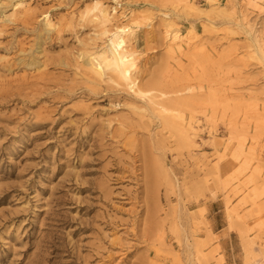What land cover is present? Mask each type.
I'll list each match as a JSON object with an SVG mask.
<instances>
[{"label": "rangeland", "instance_id": "obj_1", "mask_svg": "<svg viewBox=\"0 0 264 264\" xmlns=\"http://www.w3.org/2000/svg\"><path fill=\"white\" fill-rule=\"evenodd\" d=\"M190 2L0 0V264H264V0Z\"/></svg>", "mask_w": 264, "mask_h": 264}, {"label": "bare ground", "instance_id": "obj_2", "mask_svg": "<svg viewBox=\"0 0 264 264\" xmlns=\"http://www.w3.org/2000/svg\"><path fill=\"white\" fill-rule=\"evenodd\" d=\"M194 1L195 0H183L184 3L190 2L192 4H194ZM127 26H118L113 32L105 30V32L110 35L109 50L110 56L112 58V63L110 64L109 68L115 73L118 78L123 79L127 84H129L130 87H135V89L133 88L134 91L142 92L141 88L138 87L135 83L136 79L132 78L131 72L135 65V59L132 53L127 51L125 48L127 44L126 35H129L127 33L130 32L128 31L129 26ZM171 38L173 41L178 43V45H181L182 40H180L175 33L172 34ZM101 62L102 64L104 63L103 61ZM101 62H96L97 64L95 65L96 70H98L100 73H102V70L104 68H102Z\"/></svg>", "mask_w": 264, "mask_h": 264}]
</instances>
